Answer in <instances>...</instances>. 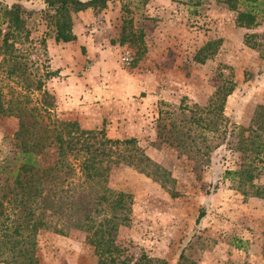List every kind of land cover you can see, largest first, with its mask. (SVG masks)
<instances>
[{
	"label": "rangeland",
	"instance_id": "374dc122",
	"mask_svg": "<svg viewBox=\"0 0 264 264\" xmlns=\"http://www.w3.org/2000/svg\"><path fill=\"white\" fill-rule=\"evenodd\" d=\"M14 1L31 12L25 16L30 42L20 48L27 69L25 78L9 77L10 63L0 59L3 95L18 90L17 82L34 87L41 78L55 98L52 118L103 128L112 139L135 138L173 179L163 184L128 166L113 169L111 187L133 197L121 236L164 264H264V199L222 178L226 169L252 163L253 183L264 184V149L258 147L264 143V12L247 29L236 26V11L215 0H111L101 11L74 14L75 40L57 43L44 0H0V40L4 12ZM214 41V54L201 51ZM49 71L57 74L45 79ZM29 96L37 99L36 92ZM222 98L223 116L243 129L237 139L246 153L225 143L215 147L209 129L213 122L222 126L218 112L198 110ZM253 118L262 129L252 127ZM16 124L14 117H0L3 151ZM35 255L40 264L97 263L78 231L39 232Z\"/></svg>",
	"mask_w": 264,
	"mask_h": 264
},
{
	"label": "trees",
	"instance_id": "16d2710c",
	"mask_svg": "<svg viewBox=\"0 0 264 264\" xmlns=\"http://www.w3.org/2000/svg\"><path fill=\"white\" fill-rule=\"evenodd\" d=\"M108 1L111 0H44L46 16L53 21L55 42L75 40L73 15L87 9L101 11ZM215 1L222 9L237 12V27L257 26L258 16L264 12L261 0ZM30 13L18 1L10 3L4 12L6 30L0 40V59L3 65L10 63L6 72L9 77L15 74L25 78L27 68L21 61L24 55L20 48L30 42L25 17ZM125 42L123 38L121 44ZM217 43L208 42L201 51L214 54ZM245 44L253 49L258 47L248 38ZM195 60L204 61L198 56ZM56 74L57 71H49L44 77ZM20 83L17 82L18 90L10 96L3 95L0 89V117H14L17 121L9 148L4 151L0 148V262L40 264L35 255L37 235L51 230L61 236L72 231L84 233L97 258L96 264H164L141 248L136 250L135 244L121 236V229L132 218L133 197L111 187L109 180L113 169L120 165L163 184L173 181L169 172L151 159L133 137L112 139L103 128L86 129L77 121L52 118L55 98L45 89L41 78L34 87L31 83ZM232 89L233 86L228 88L226 95ZM33 92L37 93L35 101L29 96ZM223 104V98L221 102L211 99L198 110L218 112L222 126L213 122L209 129L215 147L225 143L232 152L246 153L248 148L237 139L242 137L243 129L223 116ZM252 124L263 128L256 118ZM261 146L264 149V143L258 147ZM241 164L244 168L226 169L223 180L233 184L236 181L235 187L243 194L250 193L244 189L248 185L254 189L251 195L264 199V184L253 183L257 167L252 163ZM203 216L204 211H200L196 222Z\"/></svg>",
	"mask_w": 264,
	"mask_h": 264
},
{
	"label": "built area",
	"instance_id": "2783aa9c",
	"mask_svg": "<svg viewBox=\"0 0 264 264\" xmlns=\"http://www.w3.org/2000/svg\"><path fill=\"white\" fill-rule=\"evenodd\" d=\"M127 62H129L131 60V57L129 55H127L125 58H124Z\"/></svg>",
	"mask_w": 264,
	"mask_h": 264
}]
</instances>
